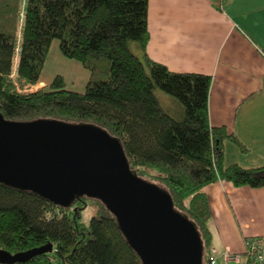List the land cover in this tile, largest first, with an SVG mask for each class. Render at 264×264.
Masks as SVG:
<instances>
[{
    "label": "trees",
    "instance_id": "1",
    "mask_svg": "<svg viewBox=\"0 0 264 264\" xmlns=\"http://www.w3.org/2000/svg\"><path fill=\"white\" fill-rule=\"evenodd\" d=\"M148 10L149 0H0V111L10 120L94 123L121 139L131 168L162 183L175 208L198 225L208 264L214 246L204 188L221 180L262 189L264 166H225L224 141L242 144L209 122L212 79L148 56ZM54 39L91 73L85 91L68 89L63 75L25 90L40 82ZM157 88L179 110L166 109ZM91 201L98 209L86 224L82 214ZM49 245L51 251L19 264H143L100 200L83 196L60 207L0 183V249L15 254Z\"/></svg>",
    "mask_w": 264,
    "mask_h": 264
},
{
    "label": "crops",
    "instance_id": "2",
    "mask_svg": "<svg viewBox=\"0 0 264 264\" xmlns=\"http://www.w3.org/2000/svg\"><path fill=\"white\" fill-rule=\"evenodd\" d=\"M148 14V56L175 72L211 77L209 122L242 144L224 141L225 166H264V0H231L223 10L211 0H149ZM51 82L41 77L30 91ZM204 191L218 263L227 264L229 250L240 258L235 264H246V241L264 237V188L219 180Z\"/></svg>",
    "mask_w": 264,
    "mask_h": 264
},
{
    "label": "water",
    "instance_id": "3",
    "mask_svg": "<svg viewBox=\"0 0 264 264\" xmlns=\"http://www.w3.org/2000/svg\"><path fill=\"white\" fill-rule=\"evenodd\" d=\"M0 183L60 207L83 196L100 200L143 264H206L198 225L175 208L165 187L131 168L121 139L94 123L10 120L0 111ZM51 250L0 249V263H25Z\"/></svg>",
    "mask_w": 264,
    "mask_h": 264
},
{
    "label": "rangeland",
    "instance_id": "4",
    "mask_svg": "<svg viewBox=\"0 0 264 264\" xmlns=\"http://www.w3.org/2000/svg\"><path fill=\"white\" fill-rule=\"evenodd\" d=\"M132 48L134 49L135 53L140 54L139 51H141V49L139 48L137 43H133ZM45 64L47 65L42 73V79L46 80L47 83L53 81L57 75H63L65 77L68 89L75 92H83L86 90V87L88 85L87 83L89 82L88 71L82 66L80 62L64 56V54L60 50V41H58V39H54V42L50 49V54ZM33 88L34 87L26 86L25 90L30 92V90H32ZM34 90L32 92H34ZM156 92L158 93L161 102L168 110H179V102H177L175 98L171 97L169 94L167 95L159 88H157ZM158 186L160 188L164 187L162 183H158ZM97 209V202L91 201L88 208L85 209L82 214L83 223L89 224L91 217L96 214ZM235 263V261L227 262V264Z\"/></svg>",
    "mask_w": 264,
    "mask_h": 264
},
{
    "label": "built area",
    "instance_id": "5",
    "mask_svg": "<svg viewBox=\"0 0 264 264\" xmlns=\"http://www.w3.org/2000/svg\"><path fill=\"white\" fill-rule=\"evenodd\" d=\"M231 0H211L218 10H223L226 3ZM247 249L245 252L246 264H264V237L262 236H253L246 241ZM217 251L212 249V256L208 264H219L216 257ZM225 261H239L240 258L233 256L229 250H226L224 253Z\"/></svg>",
    "mask_w": 264,
    "mask_h": 264
}]
</instances>
